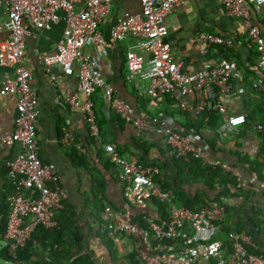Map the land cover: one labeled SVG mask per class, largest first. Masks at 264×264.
I'll return each mask as SVG.
<instances>
[{"label": "built area", "instance_id": "built-area-1", "mask_svg": "<svg viewBox=\"0 0 264 264\" xmlns=\"http://www.w3.org/2000/svg\"><path fill=\"white\" fill-rule=\"evenodd\" d=\"M222 1L229 16L241 19L258 52L259 67L264 70V33L255 19V13L264 12V0ZM184 2L141 0V11L119 16L106 37L101 25L110 12L112 0H0V6L8 12L6 21L0 19V28L9 31L7 38L0 42V65L14 67V76H5L0 93L15 94L18 98L14 129L4 133L1 141L8 145L19 142L22 147L6 165L10 208L4 237L11 256L10 264H23L19 250L27 245L36 229L41 226L52 229L58 225L68 196L57 166L44 161L38 153L39 93L32 83L34 67L25 62L27 38L62 20L65 27L56 50L40 52L39 59L45 65L77 68L82 95L67 94V99L81 112L96 148H100L105 159L112 163L123 188L125 200L121 209L105 207L100 210L113 240L120 243L124 235L136 237L135 252L143 264H209L211 261V264H264V256L248 249V245L256 246V243L247 231L230 230L229 244L216 237L230 207L226 195H220L198 210L173 201L171 191L161 185L159 164L143 162L136 154L121 155L114 143L101 137L95 107V95L100 90L111 112L134 126L141 136L153 132L162 134L175 156L187 162L200 159L205 165L220 167L235 178L237 188H250L239 167L213 155L210 144L200 142L194 130L143 117L130 102L117 97L114 87L93 69V59L84 51L89 43L110 46L129 37L135 38L136 45L128 48L126 54L128 80L141 83L140 93L148 99L152 109L178 107L197 116L218 112L222 116L218 134L238 135L248 122L246 111L231 112L228 105L234 89L232 78L237 75L239 80H244L238 62L229 56L217 57L213 64L189 71L172 53L168 39L170 17ZM196 42L202 50L214 45L227 48L236 45L233 37L208 30L200 31ZM50 79L55 87L59 86L54 75ZM251 85L264 92V76L259 75ZM175 91L192 97V102H176ZM263 127L261 123H253L248 128L259 133ZM63 131L62 142L70 143L74 137L72 127L65 126ZM77 147L89 153L83 142ZM260 160L264 162V157ZM154 200L168 205L167 218L157 221L146 212ZM137 210L141 211L142 222L137 219Z\"/></svg>", "mask_w": 264, "mask_h": 264}, {"label": "crops", "instance_id": "crops-1", "mask_svg": "<svg viewBox=\"0 0 264 264\" xmlns=\"http://www.w3.org/2000/svg\"><path fill=\"white\" fill-rule=\"evenodd\" d=\"M141 9V0H112L110 12L101 25V31L109 37L111 27L119 16L138 13ZM0 19L2 21L8 19V12L4 6H0ZM255 19L264 33V12L255 13ZM64 27L65 23L62 20L50 29L29 36L26 41L25 62L34 67L32 83L39 93L38 153L44 161L57 166L68 196L67 206L59 215L58 225L49 230L38 228L34 231L26 249L22 252L26 258L23 264H69L70 254L80 247L84 252L92 253L99 264H143L135 252L136 237L124 235L120 243L113 240V245L107 244L103 239L106 229L100 210L105 207L121 209L125 198L122 185L110 161L105 159L103 151L98 148L102 155L93 158L96 162L88 156L91 151L96 153V146H93L94 141L81 112L72 107L66 96L81 94L76 66L45 65L39 59L40 52L51 53L56 50L57 43L63 36ZM169 29L168 39L172 45V53L176 59L184 62L185 68L189 71L213 64L217 57L229 56L234 59L237 57L240 62L238 63L240 75L244 80H239L240 77L237 75L232 78L234 89L228 102L230 111L249 113L251 109L257 107L259 96L251 82L259 75L264 76V70L259 67L258 52L248 38L241 19L226 13L222 0H185L171 15ZM205 30L233 37L236 45L233 48L214 45L208 50H202L196 38L200 31ZM8 33V29L0 28V42L7 38ZM134 45L136 39L129 37L110 46L89 43L84 46V51L91 55L93 69L101 73L114 87L116 96L130 102L139 115L151 119L157 118V122L161 124L171 122L177 128L196 131L194 128L200 126V131L203 133V138L197 133L200 142L212 143L215 147L211 148L213 155L239 167L243 177L249 181L250 188L244 189L247 190V195L227 196L230 207L222 221L223 227L216 237L228 240L227 231L245 230L252 236L256 247L264 251V176L261 178L255 172L259 169L253 161L259 154L264 137L246 126L238 135L223 136L209 131L204 124L201 126L199 119H196L197 115L189 111L169 106L152 109L146 103L147 99L140 93L141 83H131L128 80L126 54L128 48ZM230 49H235L234 56L229 54ZM7 74L14 76V67L0 65V87ZM51 75L56 77L58 87L52 84ZM173 98L176 102L180 100L192 102V97L183 96L179 91H175ZM96 101L98 113L108 121L101 132L104 141L114 143L126 157L136 154L147 161L161 164L160 182L164 179L184 186L190 194H196L199 189L207 188L205 183L188 182L187 163L184 164V172H180L178 156L172 153L164 135L154 132L142 136L138 134L134 126L111 112L102 90L96 95ZM17 102V95L0 93V264L11 262L3 254V250L8 246L4 237L5 213L9 211L6 165L22 149L19 142L11 145L3 143L1 136L14 129L15 117L18 113ZM65 126L72 127L74 131L70 143L62 142ZM79 142L85 144L89 153L77 147ZM98 169L105 178L103 191L94 187L93 177L97 171L99 172ZM160 203L162 202L154 200L146 211L156 220H160L163 214ZM137 212L138 221H142L141 211L137 210ZM61 217L64 218L62 225H60ZM70 224L72 227L68 226ZM238 227L241 229H237ZM211 263L212 261L209 264Z\"/></svg>", "mask_w": 264, "mask_h": 264}, {"label": "trees", "instance_id": "trees-1", "mask_svg": "<svg viewBox=\"0 0 264 264\" xmlns=\"http://www.w3.org/2000/svg\"><path fill=\"white\" fill-rule=\"evenodd\" d=\"M228 52L231 56H234L235 49H230ZM235 59H237V57H235ZM237 62L240 64L238 59H237ZM253 89L258 92V96H259L258 101L259 102H258V105L256 108L251 109V111H249L248 122L246 124V127L251 126L253 123H261L264 126V92L257 90L255 88H253ZM95 103H96V106H95L96 107V116H97L98 123L100 125V131L102 132L104 127L108 124V121L104 117H102L100 115V113H98V111H97L96 95H95ZM146 103H148V99H147ZM117 116L120 117L119 115H117ZM196 119L197 120L199 119V123L201 122L200 123L201 126L203 124L205 126H207L209 131H214L217 133L219 132L218 128H219V125L221 123L222 116L218 112L204 113L202 115L197 116ZM200 128H201L200 126H196L194 129L196 130L195 132L198 133L203 138V133L200 131ZM258 134L261 137L262 136L264 137V127H263V129H261V131H259ZM94 145H95V143L93 144V146ZM210 145H211V148H213V149L215 148L212 145V143H210ZM143 147H145V145H143ZM117 150L121 155H124V152H122L120 149L117 148ZM95 152L97 154L96 153L94 154L93 151H91V153H89V155H88L91 158V160H93V162H96L95 159H93V158H95V157L98 158L100 155H102L101 151L98 148H96ZM261 156L264 157V138H262V143L260 145L258 156L253 160L255 165L258 167L257 169H259L255 172H257V174L261 178H263V176H264V172H263L264 162L259 160ZM139 159L143 162L159 164L158 162L147 161L144 157H139ZM177 159H178L180 172H182V171L184 172V169H185L184 164L187 163L186 167L188 168V172L186 174H187V177H189V179H188L189 183H191V184H194V183L195 184L196 183H202L203 184V183H205L207 188L206 189H204V188L199 189L196 194H190V192L184 186L177 185L175 183H172V182H169L167 180L162 179L161 184L165 189L171 191L173 201H178L182 204L189 206L192 209L198 210L204 205H208L210 203H213L214 201H216L220 197V195H223V194L226 196H230L233 194H242V195L248 194L247 190L237 188L235 186V184H236L235 178L232 177V175L230 173L225 172L220 167L214 168L210 165H205V164H203V162L200 159H195V158L189 162L185 161L181 157H178ZM111 165H112V163H111ZM159 165L162 167L161 164H159ZM100 166H101V164H100ZM105 166H107V165H105ZM112 168H113V165H112ZM253 168L256 169V167H254V166H253ZM160 177H162V175ZM93 178H94V187L97 188V190L99 189V190L103 191V189L105 188V178L102 175L101 171L100 170H99V172L97 171L94 174ZM211 191H212V193H211ZM159 205H160V210L163 213L162 218H167L168 212H169L168 205L165 203H160ZM66 206H67V201L65 200V207ZM8 213H9V211H8ZM8 213L7 212L5 213L6 214V221H7ZM72 219L73 218L71 217V222L73 221ZM160 220H157V221H160ZM6 221L4 222L5 224H6ZM63 222H64V218L61 217L60 225H62ZM140 222H142V221H140ZM68 226L72 227L71 224ZM104 228L106 229V233H104V236H103L104 241L109 245H113L114 241L110 235L109 227H108L106 222H104ZM39 229L49 230V229H45L42 226L39 227ZM237 229H241V227H238ZM229 231H227V233H229ZM227 243L229 244V240H227ZM26 246L21 247L19 250V257L23 260H26V258L22 255V252L26 249ZM248 249L251 252H254V253H257L259 255L264 256V251L261 249H258L256 246L248 245ZM3 254L7 258L11 259L8 246L6 247V249L3 250ZM68 262H69V264H99L96 262V259L92 255V253L90 254L89 252H84L81 247L78 248L77 251L70 254Z\"/></svg>", "mask_w": 264, "mask_h": 264}]
</instances>
